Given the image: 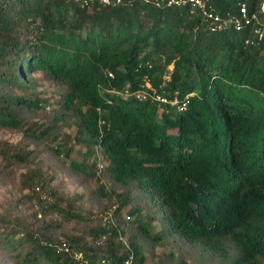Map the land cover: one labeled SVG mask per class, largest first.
Segmentation results:
<instances>
[{
    "label": "trees",
    "instance_id": "16d2710c",
    "mask_svg": "<svg viewBox=\"0 0 264 264\" xmlns=\"http://www.w3.org/2000/svg\"><path fill=\"white\" fill-rule=\"evenodd\" d=\"M236 1L208 3L226 17L236 14ZM261 1L248 0L249 12ZM251 33L231 26L211 33L189 7L156 8L137 0L83 8L62 0H0V126L44 141L57 139L58 125H72L73 144L87 146L89 157L99 149L102 172L126 190L114 226L106 229L99 220L89 231L91 238L107 233L104 246L87 243L84 235L54 243L19 222L0 220V247L18 264H78L57 249L62 245L83 250L89 263L102 256L124 264L118 217L136 192L173 238L202 255L219 264H264V42L246 46ZM36 73L67 89L48 125L20 115L23 109H49L46 99L15 94H28ZM141 92L146 99L135 97ZM156 94L186 107L178 112L158 105ZM47 149L64 160L72 153L66 143ZM12 151L2 158L25 168L21 187L31 191L26 198L40 205L38 188L56 201L42 213L79 219L56 192L53 177L41 171L38 154L17 145ZM70 165L95 177L86 165ZM139 213L133 206L123 220L157 240ZM127 241L133 264H143L135 238Z\"/></svg>",
    "mask_w": 264,
    "mask_h": 264
},
{
    "label": "rangeland",
    "instance_id": "374dc122",
    "mask_svg": "<svg viewBox=\"0 0 264 264\" xmlns=\"http://www.w3.org/2000/svg\"><path fill=\"white\" fill-rule=\"evenodd\" d=\"M168 69H172L169 66ZM33 86L28 94L15 92L17 95L27 97L39 96L46 99L49 103V109L44 111H34L23 109L21 117L25 122L50 124L49 115L58 109V101L61 94L67 91L66 87L56 85L42 73L34 74ZM168 77H166L167 79ZM30 92V93H29ZM75 128L67 123L60 124L57 127L55 135L44 141H38L26 136L20 130H8L0 126V220H9L19 222L25 225L30 232L37 235L38 239L50 238L54 243L66 241L68 237L85 236L87 243L91 244L93 238L89 237V231L95 228L101 220L108 206L120 205L121 196L125 189L119 188L99 169V165H105V158L101 152L92 151L91 156H87V146L74 145L72 137ZM58 143H66L68 149H72L67 160L54 156L47 146H55ZM18 146L23 149L33 151L38 154L41 171L46 175L53 177L52 185L56 192L65 200H68L73 208L62 204L76 218H63L57 212L40 213L36 211L39 205L36 200H28L27 195H31L30 190L22 189L21 177L25 173L22 165H7L2 158V153H11L12 146ZM36 160V161H38ZM86 165L95 174V177H86L75 171L70 163ZM40 193V190H35ZM104 195V196H101ZM105 195H109L110 198ZM130 203L120 209L118 217L121 231L124 238L134 237L144 257L143 264H219L208 255L200 253L197 247L173 238L166 230L165 224L161 221L159 213L152 208L147 201H139L138 194H130ZM51 198V197H50ZM52 199V198H51ZM52 203L49 206L55 204ZM110 206V207H111ZM140 210L139 219H141L149 228V234L157 237V240L151 239L149 235L140 231L135 225L126 224L124 217L129 216L128 212L132 207ZM106 208V209H105ZM109 208V207H108ZM137 216L132 215V219ZM102 222V220H101ZM11 228V224L6 223ZM7 250L0 247V264H18L10 256Z\"/></svg>",
    "mask_w": 264,
    "mask_h": 264
},
{
    "label": "built area",
    "instance_id": "2783aa9c",
    "mask_svg": "<svg viewBox=\"0 0 264 264\" xmlns=\"http://www.w3.org/2000/svg\"><path fill=\"white\" fill-rule=\"evenodd\" d=\"M65 3H74L80 7H91L93 5H99L102 7H109L119 5L121 0H62ZM146 5H153L156 8L162 7H189L190 13L193 15L201 16L206 28L211 33H221L225 31L229 26H231L236 31L243 30L244 28H251V38H248L244 41L246 46L256 47L260 45L261 42H264V0L261 1L256 11L249 12L248 9V0H237L235 3L236 14L233 15L231 13H227L226 17L218 14L214 7H212L208 0H137ZM110 78H113L111 73L108 74ZM145 87L152 91V93H156L155 90L152 89L148 82L145 83ZM109 94L121 95L119 92L114 90H107ZM127 92L122 95L123 98H127ZM136 98L146 99V94L144 92L135 94ZM153 98L159 102L158 105L164 104L169 107L175 108L178 112L183 111L186 107L187 102H183L180 104L178 98L174 97L171 100L166 96H162L156 94ZM159 110H163L161 106H158ZM100 124H103L100 121ZM100 170H103V165L98 166ZM39 190L38 188L36 189ZM40 205L36 206V211L38 212V217L40 218L41 208H46L52 203V199L47 196L45 193H39ZM118 210V205L114 204L111 207L107 208L103 211V214L100 216L103 225L106 229H110V227L114 226L115 222V213ZM125 220H129V217H125ZM37 237V235H35ZM109 239V235L107 233H102L96 238H93L91 242L93 246H104L106 245ZM117 240L123 245V253L125 255L124 264H133L135 261L134 251L129 245L128 241L124 236L119 232ZM59 251L65 252L70 255V257L78 264H110V260L106 257L100 256L96 262L89 263L87 259H85V253L83 250L77 249L72 250L66 245H62L57 248Z\"/></svg>",
    "mask_w": 264,
    "mask_h": 264
}]
</instances>
